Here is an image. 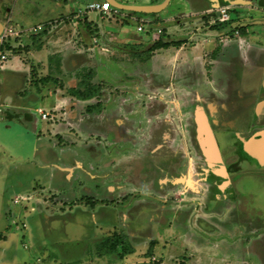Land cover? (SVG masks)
<instances>
[{
    "label": "rangeland",
    "instance_id": "374dc122",
    "mask_svg": "<svg viewBox=\"0 0 264 264\" xmlns=\"http://www.w3.org/2000/svg\"><path fill=\"white\" fill-rule=\"evenodd\" d=\"M55 1L58 0H0L1 24L6 26L8 19L9 26L18 33L10 36L16 38V49H10L0 67V264H34L37 259L39 264H264V172L254 176L242 162L236 170H229L235 200L220 199L232 191L224 164H210L213 158L207 164L197 152V135L203 125L198 116L202 115L208 129L204 110L210 108L198 100L200 94L213 95L216 87L224 90L230 85L239 99L249 92L251 100L258 102L264 90V6L231 8L229 21L218 29L213 27L216 22L212 14L201 7L184 5V0H170L161 12L137 13L134 19L130 12L128 18L118 13L101 19L95 12L86 11L97 27L89 37L101 41L103 36H109L112 46L118 47L105 53L100 52L102 42H87L99 53L95 67L82 63L71 73L58 66V81L51 78L48 82L58 87V100H66V108L70 101H79L83 102V113L92 104L99 116L106 112L108 117L111 99L114 108L118 97L128 108L137 105L139 99L147 103L160 99L165 103L158 104L159 108L165 106L170 111L168 117L179 124L181 102L184 98L190 100L186 165L170 172L171 176L161 173L152 178L158 180L160 187L168 180L174 184L157 190L145 184L136 188L133 176L129 186L120 190L115 187L119 184L116 174L113 181L105 177L109 158L111 169L118 174L119 150L113 148L109 156L102 135L78 143L79 148L75 149L77 140L73 134L62 131L65 127L71 132V126L64 124L67 121L62 119L61 109L58 123L64 127L58 126L57 142L54 134H48L50 125L57 123L41 120L36 111L42 107L50 112L51 100L40 102L46 98L41 96L29 99L38 84L31 79L28 84L22 79L9 83V66L20 57L26 58L28 49H38L47 38L58 37L60 42L66 40L77 46L74 41L81 36L70 22L58 24ZM51 6L53 10L49 12ZM81 9L86 8L83 5ZM138 25L143 28L141 31L137 30ZM158 28L163 34L155 38ZM161 36L164 41H179L180 46L148 49ZM132 39L143 44H120ZM57 45L59 49L65 46ZM255 47L262 50H254ZM175 50H181L188 58L173 62ZM65 55L63 51L52 57L61 63ZM25 61L28 63V59ZM66 67L72 70L69 64ZM97 84L100 95L88 102L67 93L68 88L78 90ZM18 89L24 91L18 97L32 99V104H19L15 107L18 119H9L4 110L11 105L13 90ZM148 89L159 91L153 96L155 92ZM258 103L256 111L262 108ZM25 112L32 115V121L23 119ZM83 124L88 126L86 120ZM88 131L91 129L83 132L85 136ZM259 132L264 134V130ZM222 143L225 144L223 140ZM216 155L220 158L219 151ZM72 163L83 166L74 179H79L80 174L89 177L83 181L85 185L79 182L81 186H77L73 176L69 179L65 175L62 168ZM146 171L138 179L151 174ZM109 188L117 190L111 192ZM125 191L130 193L122 199ZM118 234L124 237L129 250L123 256L119 255L120 246L109 253L108 243ZM105 240H109L107 245H103Z\"/></svg>",
    "mask_w": 264,
    "mask_h": 264
},
{
    "label": "flooded vegetation",
    "instance_id": "af4514ba",
    "mask_svg": "<svg viewBox=\"0 0 264 264\" xmlns=\"http://www.w3.org/2000/svg\"><path fill=\"white\" fill-rule=\"evenodd\" d=\"M184 1L186 5L201 7V9L204 8V10H208L212 3L218 6L228 5L230 9L233 7L252 8L257 4H259V6H264V0H245V3H238L236 0ZM210 14H212L213 17L216 15V13L212 11ZM148 90L150 92H155L153 96H156L158 94L156 91H159L155 89ZM214 91L215 94L213 95L207 93L200 94L198 100L203 105L210 107L205 108L204 112L209 125L208 129L210 128L211 130L209 133L220 155V161H216V163L212 161L210 164H224V173L229 177V185L232 187L231 194L228 192L227 195H223L219 198H228V201H233L235 200L233 194L235 191L230 180L231 171L229 170H236L243 162V164L252 170L254 176H258V174L264 172V142L260 143V141L256 140L257 136H255L258 135L259 138H262V134L259 131L264 130V104H262L264 102V90L259 97V103L257 101L254 102V98L251 100L249 92H244L246 94L242 95L241 99H239V96H235V91H233L230 85L229 87H225L224 90L216 87ZM237 93L238 92H236V95ZM116 100H118V105L115 108L113 107L114 101H112V99L109 100L108 117L105 116L106 112L102 114V116H99L100 114L94 109L90 112H87L85 109L86 113H94L95 117L87 120V130L91 129V132L88 131L87 136L84 135L80 127L75 128L73 134L74 140H77L75 141L77 145H74L75 149L79 148L78 143L81 144L93 137L97 138L102 135L101 137L106 139L105 147L107 148L105 150L108 152L109 156L113 148H116V150L120 152L121 158L118 163V174L115 173L114 169H111L113 163L110 158L107 163L108 170L105 174V177L111 181L114 180L116 174L119 178V184H116V188L124 190L129 186L128 182L132 181L133 176H136V180L132 181L136 188L144 184L150 189L155 188V190L164 188V186H166V188L170 187L173 180L165 181L160 187L158 180L155 181L152 180V178L159 176L161 173L171 176L169 174L170 172L173 173L175 169L186 165V156H188V154H186L184 150H186L187 147H185V142L189 144L188 117L190 115V100L184 98L181 102L182 108L180 111L182 112V119L179 124L174 123L173 117H168L170 111H166L167 108H165L164 105H162L164 107L159 108L160 104L165 103H162L160 99H155L154 103H147L145 100L139 99L138 102H136L137 105L130 104L131 106L129 108L127 104L122 102V97H118ZM207 101L212 102L213 105L210 106ZM256 102L262 105V108L258 111H256ZM117 113L118 115L115 116ZM177 132L183 133L180 135ZM198 139L197 152L202 161L208 164L207 161L212 158L210 156H213V153L208 151L209 146L204 142L206 135L203 133L202 138L198 136ZM200 139L203 143L200 142ZM222 140L225 144L222 143ZM246 143L250 145L246 146ZM230 158H233V160L228 161ZM154 159H158L159 162H156ZM213 160H215V158H213ZM82 167V165L80 166L77 163H72V165L67 168L73 170L72 176L74 179L76 173L78 175V173H80L79 170L83 169ZM217 169L220 170L219 168ZM146 170L150 171L151 174L145 175L144 179H138L147 173ZM70 172L66 170L65 175ZM79 176H76L79 177V179H77L78 181H76L77 186H81L79 182L84 183L83 179L86 180L87 177L83 174ZM166 182L170 185L165 184ZM115 190L117 189L111 191L109 188L111 192ZM135 191L138 192L139 190L136 189ZM128 193L130 192L125 191L120 197L125 199Z\"/></svg>",
    "mask_w": 264,
    "mask_h": 264
},
{
    "label": "crops",
    "instance_id": "0c3cea01",
    "mask_svg": "<svg viewBox=\"0 0 264 264\" xmlns=\"http://www.w3.org/2000/svg\"><path fill=\"white\" fill-rule=\"evenodd\" d=\"M2 1V0H1ZM95 1V0H58L55 1L54 6L58 7V24L61 23V21L63 22H70V24L73 26V28H75L76 30V34L78 36H81L80 39L78 41H74V43H77V46L73 45V42H67L66 40L63 42H60V40L58 39V37H55V39L52 38H47L45 42H43L42 44L40 43L39 48L37 49H28V51L25 53L26 54V58L24 57H20L19 59H17V61H15L14 63H12L7 71H10L9 73H7L8 78H10L9 83L10 84H14L16 82V80H18V82L22 79V82L28 84L29 80L31 79L32 81L36 82V85L38 84V86L36 88H34V91H32L31 95L32 97H29V95H27L30 98L35 99L36 97L41 96L42 98L46 97L43 101L40 100V102H44L47 103L46 101L51 100L50 102V106L52 107V110L50 112H46L43 110V108H36V111L40 114L42 113H46L47 116L46 118H42L41 120H51L54 121L57 124H51V131L48 130V134H54L56 141L58 142V129L61 128V124L62 123H58V112H60L61 110H64V115L63 118L64 121H67L66 123H64L65 125H70L71 126V132H69L68 129L62 130L67 131L68 133L74 134V130L77 127H86L85 124H83V121L89 119L94 118L95 114L94 113H83L82 112V103L83 102H79L77 101L75 104L71 103L70 101V106H67V102L65 103L66 100L61 101L60 102L58 100V87L55 85H51L49 82L48 83H42L39 81L40 78L45 77V76H50L52 79L56 78V80L58 79V73L60 71H58V66L60 68H65L67 71L69 72H73L74 69L78 68L82 63L86 64V67L88 66H92L95 67L94 64L95 63V59L97 58L96 55H98L99 53L94 52L92 50V48H89V44H87V42L91 43V44H97L102 42L101 47H100V52H105L108 53L110 52L113 48L118 47V46H112V40L109 38V36H103L101 41H99V39H91L89 37V33L91 31H93V29L95 30L97 27L95 26V24L93 23V20L89 17V13H86V10H82L81 7L84 5V8H86V5L89 4L90 2ZM108 1V0H107ZM120 3H124V4H131V5H155V4H159L160 2H162L163 0H116ZM215 1V0H212ZM236 2L238 3H245V0H241L238 1L236 0ZM67 3H69L70 5H68ZM184 5H186L184 3ZM69 6V7H68ZM218 7L217 4L212 3V5L210 6V8H208L207 12H210L214 9ZM200 8V7H197ZM57 9V8H56ZM53 10L52 6H51V10H49V12H51ZM119 10V9H118ZM200 10V9H197ZM95 14L97 15V18H110V16L114 15V14H120L122 16H126L127 18L130 17V13L124 10H119L118 12L114 13L113 11L109 12V13H98L96 11ZM128 13V14H126ZM135 13V12H134ZM196 13V11L194 12ZM125 14V15H123ZM137 14V13H136ZM136 14H131L132 17L130 18H135ZM80 30V31H79ZM16 38H13L11 41V44H14ZM49 39V40H48ZM58 39V41H57ZM137 39V38H136ZM136 39H132L130 42L127 43H120L121 45H128V44H132L134 46L137 45H141L143 44L141 40H136ZM48 42V43H47ZM59 44H63L65 46H60L61 49L58 48ZM62 47H64L65 49H62ZM260 48H256L254 50H257ZM64 51V54H66L65 56H63L61 63H58V60H54L53 59V55L55 53H62ZM156 51V50H155ZM249 51V50H248ZM29 52H34L33 54H29ZM27 55H30V57H28ZM24 58V59H23ZM79 58V59H78ZM183 59V58H188L186 54H183V52L181 50H175L174 55L172 57V61H177L179 59ZM25 59H28V63H26ZM69 60V61H68ZM79 60V62H78ZM69 64L70 67H72V70H68L69 67H66V65ZM105 66V64H103ZM33 66H35V69H33ZM65 66V67H64ZM155 67H160L155 66ZM91 68V67H90ZM4 69V68H3ZM5 71V69H4ZM34 76V77H32ZM24 78V79H23ZM58 81V80H57ZM50 86H49V85ZM49 86V87H48ZM26 86L23 85V89H25ZM21 89L18 90H13L14 94H13V98L11 99L10 97V102L11 105L9 106L8 109L4 110L5 115H7V117L9 119L12 118H17L18 119V112H15V107L18 106L19 104L23 105H31L32 104V99L31 100H27L28 98L22 99L19 98V96H23L24 95V91H20ZM28 91H31L30 89H28ZM23 92V93H21ZM48 95H44V94ZM27 93V92H26ZM25 93V94H26ZM29 94V93H28ZM52 94V95H51ZM47 98H49L48 100H46ZM87 101V100H86ZM62 102V103H61ZM88 102V101H87ZM1 104V103H0ZM2 108V106L0 107V109ZM24 117V116H23ZM32 115L28 114V112H25V117L23 118L24 120H31L32 121ZM59 126V128H58ZM55 128L57 129V132L55 131ZM87 129H81L82 132L86 131ZM73 131V132H72ZM84 136V135H83ZM36 140H38V138H36ZM37 150V149H36ZM81 166V164H80ZM58 170V166L56 167ZM63 171L68 170L70 168L67 167H63L62 168ZM70 173L66 174V176L71 179L72 177V172L73 170L70 169ZM89 174V173H88ZM92 176H90L91 178ZM87 179V177H86ZM74 182L77 181V179H72ZM83 181H85L83 179ZM89 183V182H88ZM83 185H85V182L83 183ZM31 199V197H30Z\"/></svg>",
    "mask_w": 264,
    "mask_h": 264
},
{
    "label": "trees",
    "instance_id": "16d2710c",
    "mask_svg": "<svg viewBox=\"0 0 264 264\" xmlns=\"http://www.w3.org/2000/svg\"><path fill=\"white\" fill-rule=\"evenodd\" d=\"M130 13H133V14H136V13H134V12H130ZM224 24H226L225 22H216L214 25H213V27L214 28H223V25ZM239 30H240V28H238ZM242 32V31H241ZM163 34V33H162ZM160 36V35H159ZM12 41V40H11ZM11 41H8V42H6L4 45H3V47L2 48H4V49H11L12 51L13 50H15L16 49V47L17 46H15L14 44H11ZM180 46V42L179 41H177V42H174V41H171V42H169V41H167V40H165L164 41V37H160L159 39H157V40H155L150 46H149V48L148 49H150V50H156V49H161V48H165V47H167V46ZM6 47V48H5ZM51 80V77L50 76H45V77H42V78H40L39 79V81L40 82H42V83H47L48 81H50ZM56 82V81H55ZM100 87L98 86V84L97 85H94V86H88V87H84V88H78V90H77V88H68L67 89V93L69 94V95H71V96H74V97H77L79 100H82V101H85V100H88V99H90V98H92V97H97V96H99L100 94V89H99ZM93 109H95V105L93 106L92 104L91 105H87V107H86V111L87 112H90V111H92ZM116 236V238H114L113 240H112V242H110V243H108L109 242V240H105V242H103V245L106 243V245H107V243L109 244L108 245V247H109V253H111V252H114L115 251V249L118 247V246H120V248L122 249L121 251V253L119 254L120 256H123V255H126V254H128V252H129V250H126V247H125V245H126V243H125V240H124V237L121 235V234H118V235H115Z\"/></svg>",
    "mask_w": 264,
    "mask_h": 264
},
{
    "label": "built area",
    "instance_id": "2783aa9c",
    "mask_svg": "<svg viewBox=\"0 0 264 264\" xmlns=\"http://www.w3.org/2000/svg\"><path fill=\"white\" fill-rule=\"evenodd\" d=\"M229 9H230V7L228 5H220L216 8H214L212 10V12H214V13L218 12V14H219L218 16L215 15L214 22H227V21H229V15H228ZM86 10L96 11L98 13H105V14L109 13L111 11H113L114 13L118 12V9L112 7L111 3L107 0L92 1L86 5ZM6 23H7L6 26L4 25V23L2 24V30L0 31V67H1L2 63L7 59V55L10 51V49L2 48L3 45L6 42L11 41L13 39V38L10 39V36H12L13 34L18 35V33L15 32L11 26H9V20L8 19L6 20ZM142 29L143 28L140 25L137 26L138 31H141ZM161 33H162V29L158 28L156 30L155 38L157 36H159ZM46 116H47L46 113L41 114L42 118H46ZM14 202L16 203L17 199H15ZM23 227H24V224H23ZM39 263H40V260L37 259L34 264H39Z\"/></svg>",
    "mask_w": 264,
    "mask_h": 264
},
{
    "label": "water",
    "instance_id": "95a60500",
    "mask_svg": "<svg viewBox=\"0 0 264 264\" xmlns=\"http://www.w3.org/2000/svg\"><path fill=\"white\" fill-rule=\"evenodd\" d=\"M108 1L111 3L112 7L119 9V10H124L127 12L143 13V14H154V13H159L162 10H164L166 8V6L168 5L170 0H163L159 4H155V5H131V4L120 3L116 0H108ZM218 15H219L218 12H216V16H218ZM1 30H2V24L0 22V31ZM202 126H203V128H202ZM202 126H201V131L199 132V135H200V133H201V135L204 133L203 129H204L205 125H202ZM260 139L261 140H259V141H260V143H262L264 141V134H262V138H260ZM204 142L207 143L206 139L204 140ZM210 144H211V146L208 145L209 151L212 153L215 151L212 154L213 156H210V157L215 158V161H220L219 156L216 155V154H218V150H217L216 144H215L214 140L212 139V137L210 138ZM246 146H249V143H246ZM212 148L215 150H213ZM212 161L213 160H210V163Z\"/></svg>",
    "mask_w": 264,
    "mask_h": 264
},
{
    "label": "bare ground",
    "instance_id": "6f19581e",
    "mask_svg": "<svg viewBox=\"0 0 264 264\" xmlns=\"http://www.w3.org/2000/svg\"><path fill=\"white\" fill-rule=\"evenodd\" d=\"M199 117V120H200V122L204 125V118L202 117V115H199L198 116ZM203 132H204V134L206 135V142L208 143V145H210L211 146V144H210V138H211V136H210V133L208 132V129L206 128V126H204V129H203ZM199 136V135H198ZM203 143V142H202ZM204 145V144H203ZM213 149V148H212ZM213 150H215V149H213ZM209 151V150H208ZM215 152V151H214Z\"/></svg>",
    "mask_w": 264,
    "mask_h": 264
}]
</instances>
